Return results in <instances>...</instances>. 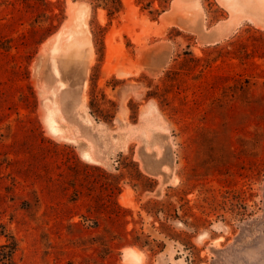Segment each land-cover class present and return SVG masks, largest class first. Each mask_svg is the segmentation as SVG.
<instances>
[{"label":"rangeland","instance_id":"374dc122","mask_svg":"<svg viewBox=\"0 0 264 264\" xmlns=\"http://www.w3.org/2000/svg\"><path fill=\"white\" fill-rule=\"evenodd\" d=\"M81 1L0 0L12 264H264V0Z\"/></svg>","mask_w":264,"mask_h":264},{"label":"trees","instance_id":"16d2710c","mask_svg":"<svg viewBox=\"0 0 264 264\" xmlns=\"http://www.w3.org/2000/svg\"><path fill=\"white\" fill-rule=\"evenodd\" d=\"M88 1L92 4L93 8H96L99 6L106 8L108 11V14L110 16L115 15L116 13H118L123 8L122 0H88ZM138 1L141 3L146 2L145 0H138ZM85 2H87V1H85ZM152 2H153V0H149L145 4L148 7H150L152 5ZM155 10L160 13V11H158V9H155ZM90 106H91L92 111L96 112L99 116H103V115H104V117L112 116L110 113L111 109H107L102 105V102L100 101L98 93H96L95 91L93 92V95H92V98L90 101ZM122 157L124 159H126L125 156H122ZM139 172H140V174H139L140 176L145 177L141 171H139ZM147 179H148V177H147ZM152 181H153V179H150V182H152ZM136 184L139 185L140 183H136ZM115 187L118 188L119 185H116ZM151 187H152V185H145V188H151ZM115 205L117 207H121L120 204L116 200H115ZM7 236H8V238H7L6 242L0 244V264H12L14 261L15 252L18 248V242H17L16 238L10 234Z\"/></svg>","mask_w":264,"mask_h":264},{"label":"bare ground","instance_id":"6f19581e","mask_svg":"<svg viewBox=\"0 0 264 264\" xmlns=\"http://www.w3.org/2000/svg\"><path fill=\"white\" fill-rule=\"evenodd\" d=\"M126 1V3L129 5V7H132L133 5L135 6V4H132L133 2H132V0H125ZM238 1L240 2V4H241V6H243V7H246L249 3H248V1L247 0H245V1H240V0H229V3H230V5H232V6H234V5H236V3H238ZM251 2V1H250ZM128 7V8H129ZM243 7H240V8H243ZM256 7V6H255ZM240 8H238V9H240ZM84 9V12L85 11H88V12H90V9H91V5L88 3V2H85V1H81V2H79L78 4H76L75 6H74V8H73V11L75 12V17H76V24L74 23V24H72L71 26H69L68 28H67V30H68V33H69V36L70 37H74L75 35H79L80 33H82V28H83V31L84 32H88V33H90V29H89V26H88V24H87V22L85 21V20H82V19H80L81 18V15H79L80 14V12L82 11ZM130 9V8H129ZM133 9V8H132ZM133 11V10H132ZM145 18H147V17H145ZM83 19H85V17L83 18ZM66 23V22H65ZM64 23V24H65ZM63 24V25H64ZM74 35V36H73ZM108 40H110L109 38H108ZM111 41H112V39H111ZM111 41H109L110 42V45L111 44H113V43H111ZM108 42V43H109ZM112 48H115V46L113 45V47ZM115 53V52H114ZM110 56H111V54H110ZM111 66V65H110ZM109 67V66H108ZM121 67V66H120ZM119 67V68H120ZM124 69V68H123ZM116 70L118 71L119 69H118V67L116 68ZM125 70H127V69H125ZM120 71H123L122 70V67L120 68V70L118 71L119 73H121ZM125 72V71H124ZM124 72H122V74H124ZM128 72H129V69H128ZM125 73H127V72H125ZM124 193V192H123ZM125 196H127V193H126V195L124 194V197ZM123 197V196H122ZM128 197V196H127ZM126 198V197H125ZM125 198H121V199H124V201L123 202H125V201H128V199L126 200ZM129 202V201H128ZM126 203V202H125ZM133 247V246H132ZM132 247H127V248H125L126 249V259L127 260H130V261H132L133 263L135 262V263H141V262H143L144 261V255H143V253H141L140 252V250H139V248H138V250H136V249H134V248H132ZM125 251V250H124ZM142 251V250H141Z\"/></svg>","mask_w":264,"mask_h":264}]
</instances>
